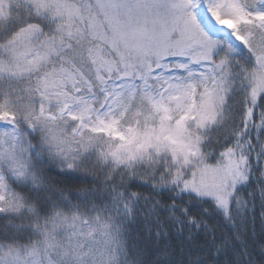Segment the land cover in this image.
Masks as SVG:
<instances>
[{"label":"snow or ice","instance_id":"6c2138e0","mask_svg":"<svg viewBox=\"0 0 264 264\" xmlns=\"http://www.w3.org/2000/svg\"><path fill=\"white\" fill-rule=\"evenodd\" d=\"M0 264H264V0H0Z\"/></svg>","mask_w":264,"mask_h":264}]
</instances>
